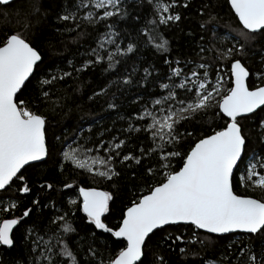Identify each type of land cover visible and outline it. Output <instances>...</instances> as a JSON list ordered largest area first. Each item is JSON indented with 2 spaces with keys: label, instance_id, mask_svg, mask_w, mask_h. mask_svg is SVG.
<instances>
[{
  "label": "snow or ice",
  "instance_id": "1",
  "mask_svg": "<svg viewBox=\"0 0 264 264\" xmlns=\"http://www.w3.org/2000/svg\"><path fill=\"white\" fill-rule=\"evenodd\" d=\"M13 2L0 0V4L5 6ZM226 2L238 19L237 36L244 42L240 43L236 37H232L236 44L219 53L223 60L245 55L246 44L254 42L257 36H264V0ZM176 3L177 0H148L152 19L142 28L144 42L154 45L159 52L167 53L170 45L159 32L160 26L181 19L180 14L173 11ZM73 8H65L64 14L58 15L57 19L72 21L76 28H80L81 23H87L106 29L98 33L97 47L88 53L94 59L85 60L81 68L75 71L85 70L105 59V71H108L117 68L120 63L118 56L134 54L137 45L128 43L126 48H122L117 43L121 33L116 31L115 23H109L110 19L129 15L126 0H76ZM39 11V6H33L29 17ZM35 39L32 25L25 23L20 31L6 33L0 40V190L4 191L11 186L14 178L16 181H26L22 170L25 166H34L30 162H40L49 156L46 117L33 110L32 105L49 97L45 86L51 87L55 81L71 75L69 72L59 76L46 72L45 78L38 80L36 95L21 99L32 85L36 73L42 72L45 64ZM106 45L112 48L106 50ZM165 62L169 64L171 74L157 79L168 80L158 86L166 94L159 93V98H154L156 93H150L144 99L138 97L141 107L135 108L128 117V131L144 132L149 147H141L139 156L128 153L121 160V163L134 160L139 165L145 158L148 159L144 175L154 182L148 187L147 193L130 201L129 206L120 213V220L115 227L105 222L106 214H111L110 202H114L112 191L81 186L78 193L81 202L69 201L84 214L86 224L93 227L90 234L92 242L83 253L86 257L84 264H145L150 241L156 231H163L166 226L179 222L190 223L196 229L209 233L240 231L264 234V196L255 198L237 194L232 181L234 172L239 171L243 164L246 175L241 179L246 186L250 182L252 187L264 192V152L259 157L255 153L249 157L247 137L241 124L242 120L248 119L249 114L255 115L257 110L264 112V70L254 74L258 83L250 85L248 81L252 74L248 67L241 59H231V86L225 90L223 77L219 74L214 82L210 80L206 64L198 65L199 69H203L202 72L192 69L185 74L179 61H176L177 67H172L169 61ZM72 63L68 61L69 65ZM144 73L143 79L147 80L151 73L148 68L144 69ZM114 83L128 86L132 83V74L125 73ZM100 94H106V89L101 88ZM108 107L117 108V105L109 103ZM213 109L216 110L214 116L224 121L219 125V130L198 136L193 143L186 145L184 136H192V133L180 131L182 122L189 123L198 114L206 116ZM259 125L264 129V119L259 121ZM117 140L118 137L107 142L100 140L95 149L87 148L83 153L79 150L82 146L73 147L69 144L61 154V167L64 162H70L93 178L111 181L120 175L115 167L116 157L121 156L120 150L126 143L123 139ZM101 149L105 153L103 156L87 154ZM245 157H249L246 163ZM177 159L180 162L178 166L173 163ZM44 186L53 187L52 184ZM65 187L70 188L71 185ZM31 190L27 182L19 188L23 193ZM32 203L36 205L39 201L34 200ZM15 207V204H10L8 208L0 207V212H9ZM31 211L26 209L23 216L28 217ZM70 214L74 215L69 211L50 221L57 225V231L53 234L56 237L55 244L51 243L52 236L45 240L43 236L35 235L34 228L26 230L25 241L31 239L32 251L38 252L32 264H81L78 257L83 249L73 251L66 239L70 234L78 235ZM18 223L20 221L15 218L0 220V246H14L13 226ZM98 232L101 236L110 234L114 239L102 240V248L93 247ZM180 251L183 253L185 250ZM240 253L247 257L244 264H264V250L260 258L250 249L241 248Z\"/></svg>",
  "mask_w": 264,
  "mask_h": 264
},
{
  "label": "trees",
  "instance_id": "2",
  "mask_svg": "<svg viewBox=\"0 0 264 264\" xmlns=\"http://www.w3.org/2000/svg\"><path fill=\"white\" fill-rule=\"evenodd\" d=\"M75 2L76 0H14L7 6L0 4V40H3L6 33L20 31L25 23H30L32 32L36 33L35 44L40 48L45 61L43 71L36 73L32 85L21 99L36 95L38 80L45 78L44 73L52 72L57 76L63 72L71 73L70 76L55 81L51 87L45 86L44 90L49 92V97L32 105L33 110L46 117V143L49 149V156L45 160L32 163L34 166H25L22 170L26 177L25 182L32 190L29 193L20 192L19 188L25 182L16 181L14 178L7 191H0V207L16 205L9 212H0V220L15 218L20 221L13 229L14 246H0V264H32L38 252L32 251L31 239L25 241L26 230L34 228L35 235L43 236L45 240L52 236L51 243L55 244L56 237L53 234L57 231V225L50 221L69 211L74 213L70 214V219L78 235H68L67 243L73 251L83 249L78 259L84 264L86 257L83 253L92 242L90 234L93 227L87 225L84 214L69 203L70 200H76L78 204L81 202L78 187H97L113 192L111 214H106L105 221L112 227L116 226L120 213L129 206L130 201L147 193L148 187L154 182L144 175L148 159L145 158L139 165L134 160L122 163L121 160L128 153L139 156L141 147H149L144 132L128 131V117L135 108L141 107V99L148 98L150 93L157 94L154 98H159V93L166 94L158 86L168 80L157 79L171 74L169 64L165 61L171 62L172 67H176V61H179V66H184L185 73L189 64L207 63L212 76L224 67L228 77L224 83L225 90L231 86V59H241L248 67L252 74L248 81L250 85L258 83L254 74L264 65V36H257L254 42L246 44L245 55L234 56L228 60L220 59L219 53L225 47L231 46L230 42L221 40L225 32L236 37L240 43L244 42L237 36L238 19L230 11L226 0H177L173 11L179 13L181 19L162 25L159 29L170 42L167 53L159 52L154 45L144 42L142 28L152 19V8L148 0H126L129 15L116 20L110 19L109 23H115L116 31L121 33L117 43L122 48H126L128 43L137 45L134 54L117 57L120 61L117 65L119 72L117 68L105 71L106 59L77 72L74 69L81 68L85 60L94 59L88 53L90 49L97 47L98 33L106 29L87 23H81L80 28H76L72 21L58 20V15L64 14L65 8L74 10ZM33 6H39L40 11L29 17ZM111 48L112 46L106 45V50ZM68 61H72V65ZM145 68L151 73L147 80L143 79ZM125 73L132 74V83L128 86L115 84ZM101 88L106 89V94H100ZM109 103H115L117 108H109ZM215 111L210 110L206 116L198 114L189 123L182 122L180 131L192 133V136H184L186 145L193 143L198 136L219 130V125L224 121L214 116ZM261 119H264V112L257 110L255 115H249L248 119L241 121L247 137L249 156L255 152H264V129L259 125ZM113 137L126 141L120 150L121 156L116 157L115 167L120 172L118 177L111 181L93 178L91 174L76 168L70 162H64L61 167V154L67 145H80L82 147L79 150L84 151L87 148L95 149L100 140L107 142ZM91 153L105 155L102 149ZM173 163L178 166L180 162L177 159ZM241 166L232 178L234 191L255 198L264 196V192L258 187H252L250 182L246 186L241 179ZM46 184H52L53 187H42ZM65 185L71 187L67 188ZM34 200L39 203L33 205ZM26 209H32L28 217L23 216ZM193 232H196L197 237H193ZM235 236L237 238L233 239ZM113 239L110 234L101 236L98 232L93 247L102 248V240ZM241 248L250 249L260 258V253L264 250V234L233 233L217 236L194 230L189 225H171L166 226L163 231L157 230L152 236L145 264H207L208 261H217L218 264H244L247 257L240 253ZM181 249L185 251L182 253Z\"/></svg>",
  "mask_w": 264,
  "mask_h": 264
},
{
  "label": "rangeland",
  "instance_id": "3",
  "mask_svg": "<svg viewBox=\"0 0 264 264\" xmlns=\"http://www.w3.org/2000/svg\"><path fill=\"white\" fill-rule=\"evenodd\" d=\"M169 2H170V0H169ZM221 40H225V41H228V42H230L231 43V46L230 47H225L224 48V51L225 50H227V49H229V48H232L233 46H234V44H236V41L235 40H233L232 39V36L229 34V33H227V32H225L224 34H223V37H222V39ZM200 64H206L207 66H208V70H209V64H207V63H194V64H189L188 65V71L185 73V74H187L190 70H192V69H196L198 72H202L203 71V69H199L198 68V65H200ZM177 67V66H176ZM181 68H184V66H180ZM261 70H264V65L262 66V68H261ZM217 74H219L221 77H223V81H224V83L227 81V79H228V77H227V70L224 68V67H221L219 70H217L216 71V73L212 76L211 75V73H210V70H209V77H210V80L212 81V82H214L215 81V78H216V75ZM254 77H255V75H254ZM176 82L177 83H179V79H177L176 80ZM82 153L84 152V151H81ZM88 155H90V156H94V155H96V154H92V153H87ZM255 154L257 155V157H259V155L260 154H258V153H256L255 152ZM98 155V154H97ZM252 155V154H251ZM250 155V156H251ZM249 156V157H250ZM249 157H247L246 159H245V163L247 162V160L249 159ZM246 174H245V172H244V165L242 164V166H241V177L242 176H245ZM193 237H197V234H196V232H193ZM237 238V236H235L233 239H236ZM208 262H210V261H208ZM216 262V264H218V262L217 261H215Z\"/></svg>",
  "mask_w": 264,
  "mask_h": 264
},
{
  "label": "water",
  "instance_id": "4",
  "mask_svg": "<svg viewBox=\"0 0 264 264\" xmlns=\"http://www.w3.org/2000/svg\"><path fill=\"white\" fill-rule=\"evenodd\" d=\"M229 6H230V4H229ZM234 13V12H233ZM249 115H251V114H249ZM46 158H44V160H45ZM41 162V161H40ZM32 163H37V162H30V164H32ZM81 187V186H80ZM102 190V189H101ZM1 191V190H0ZM78 193H79V187H78ZM78 196H79V194H78ZM80 198V197H79ZM82 198H80V200H81ZM6 219H9V218H6ZM174 225H184V226H193L194 228H195V226L194 225H191L190 223H185V222H179V223H177V224H174ZM171 226V225H170ZM14 227L15 226H13V229H14ZM196 230H198V231H200V232H203V233H207V234H211V235H217V236H221V235H228V234H233V233H241V234H248V233H244V232H240V231H236V232H230V233H221V234H217V233H209V232H207L206 230H203V229H196ZM4 247H9V246H4Z\"/></svg>",
  "mask_w": 264,
  "mask_h": 264
},
{
  "label": "built area",
  "instance_id": "5",
  "mask_svg": "<svg viewBox=\"0 0 264 264\" xmlns=\"http://www.w3.org/2000/svg\"><path fill=\"white\" fill-rule=\"evenodd\" d=\"M194 230H196V228H194Z\"/></svg>",
  "mask_w": 264,
  "mask_h": 264
},
{
  "label": "flooded vegetation",
  "instance_id": "6",
  "mask_svg": "<svg viewBox=\"0 0 264 264\" xmlns=\"http://www.w3.org/2000/svg\"><path fill=\"white\" fill-rule=\"evenodd\" d=\"M6 219V218H5Z\"/></svg>",
  "mask_w": 264,
  "mask_h": 264
}]
</instances>
